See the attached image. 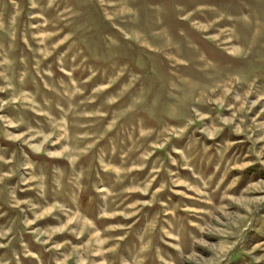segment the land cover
<instances>
[{
	"label": "rangeland",
	"instance_id": "rangeland-1",
	"mask_svg": "<svg viewBox=\"0 0 264 264\" xmlns=\"http://www.w3.org/2000/svg\"><path fill=\"white\" fill-rule=\"evenodd\" d=\"M0 264H264V0H0Z\"/></svg>",
	"mask_w": 264,
	"mask_h": 264
}]
</instances>
